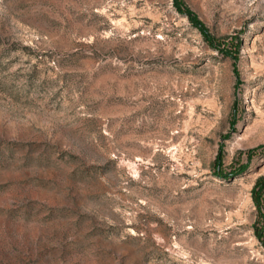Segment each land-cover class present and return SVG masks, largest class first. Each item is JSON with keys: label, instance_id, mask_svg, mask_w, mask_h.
<instances>
[{"label": "rangeland", "instance_id": "1", "mask_svg": "<svg viewBox=\"0 0 264 264\" xmlns=\"http://www.w3.org/2000/svg\"><path fill=\"white\" fill-rule=\"evenodd\" d=\"M262 178L264 0H0V264H264Z\"/></svg>", "mask_w": 264, "mask_h": 264}, {"label": "trees", "instance_id": "2", "mask_svg": "<svg viewBox=\"0 0 264 264\" xmlns=\"http://www.w3.org/2000/svg\"><path fill=\"white\" fill-rule=\"evenodd\" d=\"M195 24L198 25V26L201 28V30H202V32L204 33L206 39H209V36H208L206 30L203 29L202 25H201L199 22H197L196 19H195ZM261 184H262V185L264 184V178H262V182H261Z\"/></svg>", "mask_w": 264, "mask_h": 264}]
</instances>
